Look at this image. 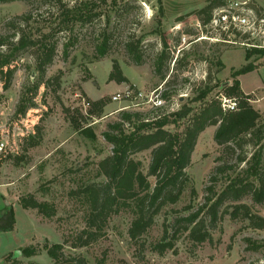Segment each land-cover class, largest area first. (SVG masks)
<instances>
[{"label":"rangeland","instance_id":"obj_1","mask_svg":"<svg viewBox=\"0 0 264 264\" xmlns=\"http://www.w3.org/2000/svg\"><path fill=\"white\" fill-rule=\"evenodd\" d=\"M77 1L81 0L7 3L0 0V38H13L23 22L20 17L27 13L32 16L29 26L25 27L27 32L56 30L61 22L57 16L59 6H72ZM89 1L97 5L95 11L99 17L47 38L48 42H56L57 51L43 83H39L41 76L36 69L34 49L18 55L10 87L5 88L0 77V185L8 190L13 200L11 207L16 219L14 230L0 231V264H54L46 247L55 243L64 244L66 255L83 256L89 264H264V229H255L247 220H233L229 215H224L212 230V241L197 245L183 235L176 251H167L164 255L155 253L150 247L161 238L164 223L172 224L176 216L186 214L184 208L188 204L196 209L205 201L206 186L213 183L210 177L219 164L234 165L236 172L247 166L245 163L238 166L240 149L229 150L217 144L214 139L217 126L207 127L198 137L186 169L188 183L181 199L176 204H167L150 231L137 243L128 236L132 215L123 210L110 218L106 234L99 240L86 247H72L76 236L86 227L87 207L70 192L82 185L106 180L100 174L99 162L112 154L113 146L106 140L105 132L111 131L116 122H122L124 111L149 116L147 103L114 102L111 96L127 87L145 95L159 89L158 93L163 96L167 90L181 106L183 101L191 103L198 89L210 84L215 87L209 97L218 96L222 106L228 105L223 87L232 83L235 70L252 63L246 58L245 48L196 42L198 31L190 27L192 16H185L184 22L181 21L182 29L174 30L178 24L177 17L173 18L175 15L193 12L206 5L207 0H163V13L159 11L157 0ZM257 2L264 8V0ZM104 36L109 37L108 50L102 54L98 46ZM129 40L135 46L138 44L142 63H137L128 52L126 43ZM164 49L169 58L164 64L165 78L162 79L156 71V61ZM250 59L264 63L257 54ZM115 63L127 81L117 82L110 78ZM254 69L238 75L244 89L263 87L264 66L258 71ZM57 75L59 83L52 79ZM101 98L108 102L101 116L88 117L87 101ZM254 98L253 106L264 117V100ZM198 104L200 102L192 103L195 107ZM20 107L24 111H18ZM65 108L75 113L78 109L82 114H76L80 125L91 126L94 136L76 130ZM37 126L42 133L41 143L27 149ZM167 128L176 130L174 125ZM261 146L264 159V139ZM255 148L247 145L248 158ZM134 158L141 161L143 172L148 174L151 150L136 153ZM149 180L153 182L154 177ZM219 180L216 183L218 191L227 183L226 177ZM29 193L39 200L54 203L56 215L48 219L37 210L24 209L19 198ZM241 202L252 205L264 216V205L254 203L251 197ZM142 242L143 248L139 245ZM25 247L34 248L37 253L27 257L21 251ZM10 252L13 256L2 259Z\"/></svg>","mask_w":264,"mask_h":264},{"label":"trees","instance_id":"obj_2","mask_svg":"<svg viewBox=\"0 0 264 264\" xmlns=\"http://www.w3.org/2000/svg\"><path fill=\"white\" fill-rule=\"evenodd\" d=\"M12 1L16 0H1L3 3ZM157 1L160 5L159 11L163 13V0ZM226 2L227 0H207L206 5L177 17V21H184L185 16L189 17L195 13L207 21L211 18L213 10L225 5ZM96 7L97 5L89 0L77 1L72 6H59L57 14L61 19L59 27L47 32L43 29L35 33L27 32L25 27L29 26L32 16L28 13L21 16L23 22L14 32L13 38H0V77L4 87H10L15 73L13 64L18 55L27 49H34L36 69L41 76L39 83H43L46 70L53 63L57 51L56 42H48L47 38L60 31L73 30L77 23L86 24L96 19L100 16L95 11ZM108 40L109 37L104 36L98 46L102 54L108 50ZM126 47L132 58L137 63H142L138 44L135 46L129 40ZM164 47H168L167 42H164ZM253 54L260 52L247 51L246 58L250 59ZM168 58L169 54L164 49L156 61V71L162 79L165 78L164 64ZM219 63L222 65L221 61ZM254 68L255 66L249 63L235 70L232 74V83L223 87V95L237 102L233 110L224 109L218 96L210 98L215 86L206 84L198 89V94L191 103L183 101L176 111L164 113L162 109L149 108V116L141 112H122V122H116L111 126V131L105 132L106 140L113 146L112 154L99 162L100 174L104 175L106 180L88 183L70 192L71 196L80 199L87 207L84 217L86 227L76 236L72 247H86L99 240L106 234L110 218L123 210L129 211L132 215L128 236L137 243L150 231L162 209L167 204H176L181 199L188 183L186 169L191 163L198 137L209 126H217L214 139L218 145L229 150L240 149L238 166L240 163L247 166L236 172L234 165L219 164L210 177L213 183L206 186L205 201L196 209L188 204L184 208L186 214L176 216L172 224L164 223L161 238L150 245L152 251L159 255H164L167 251H176L177 242L183 235L197 245L212 241V230L217 227L224 215H229L233 220H247L249 226L255 229H264V216L258 214L252 205L241 202L244 198L251 197L254 203L264 205V159L261 146L264 139V117L251 102L254 99L253 94L243 92L238 78V75ZM110 78L117 82L127 81L117 63L113 65ZM52 79L59 83V75ZM164 84L169 85L168 82ZM163 98L169 105L172 94L166 90ZM193 102L200 104L195 107L192 105ZM107 103L104 98L88 100L87 116H101ZM21 110L20 107L18 111ZM65 112L76 130L94 136L91 126L80 125L76 114H82L78 109L75 113L71 108H65ZM169 125H174L176 130H169L167 128ZM181 126L182 129H179ZM41 140V129L37 126V132L26 148L38 146ZM247 145L257 147L250 158L245 149ZM146 150H151L148 174L143 172L141 161L134 158L136 153ZM17 158L20 157L15 159ZM229 168L232 171L228 173ZM151 176L154 177L153 182L149 180ZM222 177H226L227 183L218 191L216 183ZM19 204L24 209L37 210L39 215L48 219L57 213L54 203L39 200L32 193L21 196ZM15 227L14 210L10 206L0 213V231H12ZM139 245L141 248L144 247L143 242ZM46 250L54 264H89L83 256L66 255L63 243L49 245ZM21 251L27 257L37 253L34 248L28 247ZM10 256H13L12 252L2 259Z\"/></svg>","mask_w":264,"mask_h":264},{"label":"built area","instance_id":"obj_3","mask_svg":"<svg viewBox=\"0 0 264 264\" xmlns=\"http://www.w3.org/2000/svg\"><path fill=\"white\" fill-rule=\"evenodd\" d=\"M257 1L227 0L225 5L213 10L211 18L207 21L192 15L193 22L190 27H194L193 29L198 31L195 41H209L216 45L242 47L246 51L254 53L259 51L260 54L257 55L264 60V8ZM182 25L181 22H178L174 30H181ZM158 91L159 89H155L150 95H145L127 87L115 92L111 98L114 102L130 100L134 105L147 103L151 109H162L164 113L180 108V103L175 102L173 98L168 105ZM228 100L230 104H223V108L235 109L237 102L230 98Z\"/></svg>","mask_w":264,"mask_h":264},{"label":"crops","instance_id":"obj_4","mask_svg":"<svg viewBox=\"0 0 264 264\" xmlns=\"http://www.w3.org/2000/svg\"><path fill=\"white\" fill-rule=\"evenodd\" d=\"M178 16H180V14L179 15H175L173 18H176ZM249 61L252 62V64L255 66V69L254 70H257L258 71L260 67H263L264 66V63L261 64V63H258L257 61H252V59H249L248 62ZM240 79L239 80L241 82V88H242V90H243V92L245 94H253L254 97L257 96V98H258L259 101L264 100V81L262 83L263 84V87L262 88L260 86H258L257 88L254 87V89H255L254 90V89H244L242 87V78H240ZM255 100L256 99L254 98L252 101H255ZM12 203H13V200H11L10 194H9L8 190L6 188H4V186H1L0 185V213L3 212V211H5V209H7L8 207H10ZM5 232H7V231H5Z\"/></svg>","mask_w":264,"mask_h":264}]
</instances>
